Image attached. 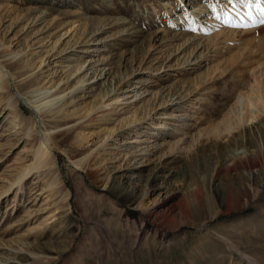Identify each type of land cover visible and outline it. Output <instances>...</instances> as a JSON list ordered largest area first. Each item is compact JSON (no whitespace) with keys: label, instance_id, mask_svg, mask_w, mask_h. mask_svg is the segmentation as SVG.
<instances>
[{"label":"rangeland","instance_id":"obj_1","mask_svg":"<svg viewBox=\"0 0 264 264\" xmlns=\"http://www.w3.org/2000/svg\"><path fill=\"white\" fill-rule=\"evenodd\" d=\"M185 3L0 0V264H264V164L247 161L264 124L246 132L264 17L207 0L233 18L200 33L175 26ZM47 88L62 118L23 100Z\"/></svg>","mask_w":264,"mask_h":264},{"label":"bare ground","instance_id":"obj_2","mask_svg":"<svg viewBox=\"0 0 264 264\" xmlns=\"http://www.w3.org/2000/svg\"><path fill=\"white\" fill-rule=\"evenodd\" d=\"M204 1H207V0H186V3L184 4L185 7L183 8V9H187V11L185 12V16H183L182 18L178 17L180 20L182 19L181 20L182 22H175V26H177L179 28H183V29L197 30V31H200V33H201L205 29H208L206 22L210 18L215 19V18H217V16H221V17L225 16L224 20H231V18H233L231 12H229V11L222 12V9L219 8L218 5H217V8L215 10L214 9L212 10V12H210L209 10H208L209 12L208 11L206 12V10L204 11L202 8L207 3L206 2L204 4L203 3ZM208 1H210V0H208ZM213 1L214 0H211V2H213ZM190 6H192V7H190ZM191 8H193V9H191ZM204 9H206V7ZM236 10L240 11V13L235 16V22H237V23H240V22L243 23V22L249 21L255 17V13L252 11H251L252 15L248 16L247 12H241L240 7L237 8ZM200 13H202L201 16H199ZM202 18H204V19H202ZM211 21L212 20H210L209 22H211ZM197 33L199 35V32H197ZM213 38H214V36H213ZM190 39H191V37H190ZM190 39H187V42H189ZM199 45H200V43L195 48L199 47ZM261 52L264 54V49ZM84 67H85V64L79 66L77 71L82 70V68H84ZM99 70H100V75H104V76L108 75L107 70L105 72H104V69H99ZM97 71H98V69H97ZM5 76L8 77L10 81L15 78V77H13L14 75H12V73L5 67V65L2 62H0V77L2 78ZM84 82H85V80L82 81L83 84H81V87L86 85V84H84ZM255 82L252 83L251 89H252V92H256L259 96L261 95L262 98L258 99V101L261 102L264 99V78L263 79L262 78H256ZM45 93L47 94L46 97L41 98V99H34V96H31V97L24 96V98L21 96L20 97L23 98V100H25V103L35 113L36 116H40V117H42V116L48 117L49 116L51 118H62L66 114V112H65V106L66 105L61 106L58 103L60 100L64 99V97H66L67 94L61 95L60 93H57V91L53 92L52 88H47ZM244 96H245V98L247 97L249 100L252 98V96H250V92L248 91L246 94L243 93V94L239 95V97H241L240 98L241 102L243 101ZM256 104H258V103H256ZM257 106H259V105H257ZM258 108L260 111H262V112L264 111V105H260ZM256 123L253 124L249 128V130L246 132H251L252 130H256V129L261 128L262 124H264V120L260 119L258 121V123L257 124ZM50 140H51L50 132L45 131V133L43 135H41V138H40L39 148H38V151L36 153V164L39 162L40 163L44 162V159L52 154L53 148H52V144L50 143ZM255 154L258 157L259 162L264 164V144L260 145L259 151L257 153L253 152L251 154L248 152L247 153V159H248L247 161L248 162L256 161V159L254 160ZM243 158H245V157H242V159ZM25 175H26L25 173H22V174H20V177L23 178Z\"/></svg>","mask_w":264,"mask_h":264},{"label":"snow or ice","instance_id":"obj_3","mask_svg":"<svg viewBox=\"0 0 264 264\" xmlns=\"http://www.w3.org/2000/svg\"><path fill=\"white\" fill-rule=\"evenodd\" d=\"M239 3L244 6L245 8H248V9H253L255 8L257 10V12H259L260 16L261 17H264V7H261V0H239ZM215 10V8H214ZM248 16H251L252 15V12L249 11L247 13ZM220 17L217 16V19H219ZM260 23H264V19H261L260 20Z\"/></svg>","mask_w":264,"mask_h":264}]
</instances>
